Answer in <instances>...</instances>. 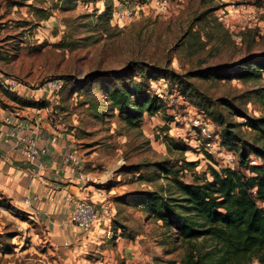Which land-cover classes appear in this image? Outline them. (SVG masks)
Returning a JSON list of instances; mask_svg holds the SVG:
<instances>
[{
  "label": "rangeland",
  "instance_id": "obj_1",
  "mask_svg": "<svg viewBox=\"0 0 264 264\" xmlns=\"http://www.w3.org/2000/svg\"><path fill=\"white\" fill-rule=\"evenodd\" d=\"M263 56L264 0H0V68L25 84L24 98L37 101L52 129L68 137L82 189L101 198L90 229L68 218L52 232L0 190V264H179L186 248L176 227L129 195L173 193L158 165L187 183L209 177L210 168L245 171L231 151L239 144L221 145L213 132L227 126L264 149L237 117H264V73L234 75L243 60ZM55 78L63 88L43 92ZM122 82L152 86L162 108L124 119L107 95ZM15 96L0 90V111L31 117ZM203 111L216 121L210 148L195 123L206 122Z\"/></svg>",
  "mask_w": 264,
  "mask_h": 264
},
{
  "label": "trees",
  "instance_id": "obj_2",
  "mask_svg": "<svg viewBox=\"0 0 264 264\" xmlns=\"http://www.w3.org/2000/svg\"><path fill=\"white\" fill-rule=\"evenodd\" d=\"M253 72L258 78L264 73V56L243 60L234 75L244 78ZM141 84L127 86L122 82L107 91L111 109L124 114V119L131 122L143 113L153 116L163 105L151 93L152 86L149 89L148 85L142 87ZM14 99L24 108L40 105L18 95ZM202 116L212 123L213 129L217 128L212 117L204 111ZM237 117L242 119L239 125L256 132L264 140V117L250 118L244 112ZM218 123L223 126L221 120ZM213 135L221 145L222 142L239 144L238 149L233 146L231 151L236 153L238 165L245 171L231 167L210 168L209 177L203 173L187 183L171 167L158 165L170 177L173 193L165 195L152 190L129 196L135 198V205L163 225L176 227L178 239L186 248L179 264H252L254 260L264 264V149L241 141L227 126ZM252 157L255 163L250 165ZM199 239L202 243L197 245L195 242Z\"/></svg>",
  "mask_w": 264,
  "mask_h": 264
},
{
  "label": "crops",
  "instance_id": "obj_3",
  "mask_svg": "<svg viewBox=\"0 0 264 264\" xmlns=\"http://www.w3.org/2000/svg\"><path fill=\"white\" fill-rule=\"evenodd\" d=\"M25 109L39 123L44 135L39 139V145L47 147L48 153L35 163H29L19 147L13 148L11 127L0 125V190L13 204L40 218L52 232H56L59 224L70 218L80 199L98 203L100 194L82 189L81 176L75 175L79 165L75 162L72 144L67 142L68 137L61 136L56 128L52 129L43 109ZM8 113V110H1L0 119ZM54 135L56 140L52 141ZM70 157L73 161H69ZM25 198L30 199L29 205L24 203Z\"/></svg>",
  "mask_w": 264,
  "mask_h": 264
},
{
  "label": "built area",
  "instance_id": "obj_4",
  "mask_svg": "<svg viewBox=\"0 0 264 264\" xmlns=\"http://www.w3.org/2000/svg\"><path fill=\"white\" fill-rule=\"evenodd\" d=\"M160 8H165V1L160 3ZM63 86L64 81L60 78H55L48 80L46 84L42 86L41 90L45 93L57 94ZM0 90L25 98L28 96L29 92V89H27L23 82L3 72L1 68ZM157 96L162 98L163 94L158 92ZM195 123L199 128L200 135L207 140V143L205 144L206 147L210 148L212 146V143L209 141L212 137V123L209 120H206V122L203 123L197 120ZM0 125L11 127L10 136L12 137L13 148L19 147L26 161L29 163H35L40 157L47 155V147H41L39 145V139L43 138L44 135L40 131L39 123L33 117L9 112L0 119ZM51 140L55 141L56 135H54ZM230 159L231 158L228 157V160ZM69 161H73L72 157H70ZM24 203L29 205L30 199L25 198ZM105 208L106 209H103L104 211L108 210L107 207ZM99 217V208L95 206V203L87 199H80L70 216V223L78 229L88 230L99 220Z\"/></svg>",
  "mask_w": 264,
  "mask_h": 264
}]
</instances>
